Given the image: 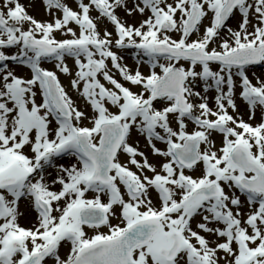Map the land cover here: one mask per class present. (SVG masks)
Segmentation results:
<instances>
[{"label":"snow or ice","instance_id":"1","mask_svg":"<svg viewBox=\"0 0 264 264\" xmlns=\"http://www.w3.org/2000/svg\"><path fill=\"white\" fill-rule=\"evenodd\" d=\"M40 2L0 0V264H264V0Z\"/></svg>","mask_w":264,"mask_h":264},{"label":"rangeland","instance_id":"2","mask_svg":"<svg viewBox=\"0 0 264 264\" xmlns=\"http://www.w3.org/2000/svg\"><path fill=\"white\" fill-rule=\"evenodd\" d=\"M22 2H25L26 4H33L34 6L33 7H30L29 8V11H30V14L36 16L37 19H46L47 17L45 16V13L43 11V8L41 6V2L40 0H22ZM235 24L236 22L234 21L233 22V27H235ZM195 38V37H194ZM125 62L131 66V67H135V61L134 59L132 58V55L131 53H128L126 54V57H125ZM163 62V61H162ZM72 61L69 60V64L71 65ZM43 66L45 67H51V64L49 63H45ZM141 70L145 73V74H148V71H149V65L147 64H144L141 68ZM157 71H159V69H157ZM253 74H255V76L257 77H260L262 79H264V65H259V67H251L250 71H249V76L250 78L253 77ZM61 80L62 82L67 86L69 84V81L66 77H63L61 76ZM253 82L255 83V79H253ZM135 90V89H134ZM69 91L71 92V89L69 88ZM239 91V89H238ZM73 94V97L74 99H77V96L75 93H72ZM78 103L81 104V106H83V101L82 100H78ZM241 104V113L244 114V118L247 119V114H246V106L243 104V102L241 101L240 102ZM260 118V113L258 112L257 113V120H259ZM191 127V126H190ZM216 142H217V147L220 146V138H216ZM71 162H74L73 158H65V160L61 161V163H65V164H68V163H71ZM199 174V173H197ZM91 195V194H90ZM21 210L25 212V216L21 219L20 223L25 226V227H30L31 224L34 222V217H35V214L32 213L28 208H27V205L26 203H22L21 204ZM116 221H113V223H115ZM86 231L88 232V235L91 236L93 235V231L90 230V229H86ZM101 231H107V229H101ZM68 252V247L65 246L64 248L61 249V255H66ZM49 264H53V262L50 260L49 261Z\"/></svg>","mask_w":264,"mask_h":264}]
</instances>
